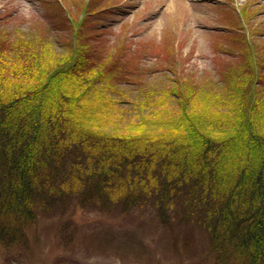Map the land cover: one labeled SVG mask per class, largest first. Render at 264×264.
Masks as SVG:
<instances>
[{"label": "trees", "instance_id": "16d2710c", "mask_svg": "<svg viewBox=\"0 0 264 264\" xmlns=\"http://www.w3.org/2000/svg\"><path fill=\"white\" fill-rule=\"evenodd\" d=\"M77 28L59 54L0 36L1 249L32 251L39 218L75 205L111 212L152 201L163 220L170 210L196 219L219 264H264L256 46L216 83L155 85L140 58L102 57Z\"/></svg>", "mask_w": 264, "mask_h": 264}, {"label": "rangeland", "instance_id": "374dc122", "mask_svg": "<svg viewBox=\"0 0 264 264\" xmlns=\"http://www.w3.org/2000/svg\"><path fill=\"white\" fill-rule=\"evenodd\" d=\"M76 28L102 57L140 58L155 85L216 83L246 47L264 62V0H0V36L9 42L59 54ZM75 206L39 218L32 251L11 256L0 247V264H219L208 232L180 210L163 220L152 201L130 211Z\"/></svg>", "mask_w": 264, "mask_h": 264}]
</instances>
